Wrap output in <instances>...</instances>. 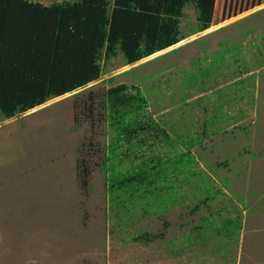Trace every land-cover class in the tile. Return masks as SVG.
Wrapping results in <instances>:
<instances>
[{"label": "rangeland", "instance_id": "obj_1", "mask_svg": "<svg viewBox=\"0 0 264 264\" xmlns=\"http://www.w3.org/2000/svg\"><path fill=\"white\" fill-rule=\"evenodd\" d=\"M240 2L247 5L233 15ZM256 3L218 1L228 19L195 35L197 12L187 5L181 28L189 37L176 46L129 66L119 55L105 61L102 77L86 88L0 121V264H264V66L257 68L264 52V1ZM224 50L225 62L214 67L212 58ZM240 64L261 74L238 75ZM207 68L215 73L194 86L191 76ZM120 84L141 88L150 103L147 115L173 139L178 133L186 140L208 123L211 137L189 151L192 169L211 176L217 199L202 200L194 174L173 192L163 217L144 214L141 202L128 213L115 206L112 162L104 164L114 132L103 98ZM219 112L223 120L215 133L210 121ZM119 148L124 152L127 144ZM166 150L156 149L162 157ZM124 158L120 172L136 169L134 155ZM235 217L240 227L226 240L219 225ZM204 219L218 224L216 237L190 233Z\"/></svg>", "mask_w": 264, "mask_h": 264}, {"label": "trees", "instance_id": "obj_2", "mask_svg": "<svg viewBox=\"0 0 264 264\" xmlns=\"http://www.w3.org/2000/svg\"><path fill=\"white\" fill-rule=\"evenodd\" d=\"M218 1L76 0L45 5L31 0H0V121L86 88L102 77L104 62L119 55L124 58L123 66H129L176 46L189 37L181 28L187 5L191 4L197 12L198 28L192 35L209 30L228 19L220 13ZM260 1L255 0L261 4L264 0ZM239 5L247 4L233 5V15L242 12ZM226 53L224 50L212 58V65L219 68L227 58ZM261 54V65L257 68L264 66V52ZM239 66L238 75L261 74L248 65ZM214 73L213 68L200 69L190 82L199 87V80ZM237 83L243 84L244 80ZM149 104L148 96L135 85L112 87L103 98L105 119L114 132L104 164L108 160L112 162L109 191L115 206L128 213L141 202L145 206L144 214L154 212L163 217L173 192L186 181H192L194 174L198 176L195 184L202 187V200L208 204L217 199L220 192L211 190L210 186L214 185L211 176L192 169L196 163L189 151L191 146L211 137L208 123L202 132L190 133L186 140L178 133H174L177 139H173L159 122L147 115ZM219 113L210 121V126L218 129L215 133L221 129L218 124L223 120ZM144 136L147 138L141 139ZM159 139L163 145L155 141ZM180 140L187 151L182 149ZM124 144L127 149L123 152L119 147ZM163 146L167 147L164 157L156 151ZM128 155H134L138 161L136 169L122 173L120 170L129 158L124 156ZM221 181L228 185L227 180ZM125 213H119L121 219L127 218ZM215 215L212 212L211 216ZM240 222V217H235L219 225L226 240L231 239L228 233L235 237L233 232L238 230ZM217 226L215 221L204 219L189 231L203 240L205 231L211 232L206 237H216Z\"/></svg>", "mask_w": 264, "mask_h": 264}, {"label": "bare ground", "instance_id": "obj_3", "mask_svg": "<svg viewBox=\"0 0 264 264\" xmlns=\"http://www.w3.org/2000/svg\"><path fill=\"white\" fill-rule=\"evenodd\" d=\"M161 53V52H160Z\"/></svg>", "mask_w": 264, "mask_h": 264}]
</instances>
